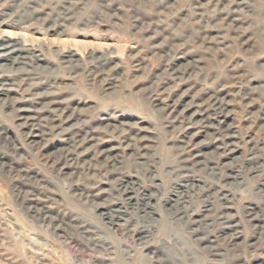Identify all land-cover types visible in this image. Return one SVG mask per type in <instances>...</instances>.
Instances as JSON below:
<instances>
[{
  "label": "rangeland",
  "instance_id": "1",
  "mask_svg": "<svg viewBox=\"0 0 264 264\" xmlns=\"http://www.w3.org/2000/svg\"><path fill=\"white\" fill-rule=\"evenodd\" d=\"M21 1L0 0V89L16 90L0 91V264H264V0H68L101 11L89 24L72 25L52 12L54 0L20 22ZM83 13L73 20L84 21ZM12 34L48 61L30 53V65L5 60L12 48L2 39ZM70 47L79 54L74 62L65 57ZM103 61L112 89L90 70ZM41 78L56 83L48 98L37 97L47 87H33ZM216 94L228 103L221 126L236 136L221 139L230 145L227 153L237 150L225 158L215 149L213 130L190 131L180 122L189 104L204 108ZM23 108L36 112L20 113ZM50 109L60 117L50 127L60 128L31 137L40 133L20 127L21 117L52 118ZM65 128L88 138H79L72 156L62 141ZM183 142L192 147L182 153ZM112 147L120 148L111 153L121 162L107 167L109 152H98ZM192 149L220 167L196 172L200 187L188 192L189 213L175 219L166 198H174L180 178L191 179L176 167ZM255 153L259 159L248 161ZM136 155L146 156L141 165ZM232 167L245 170L240 183L221 179ZM131 181L156 194L152 203L161 212L145 218L129 206L131 214L110 224L96 204L120 202L119 184ZM154 183H161L159 190ZM224 212L235 220L230 230ZM207 221L202 233H193Z\"/></svg>",
  "mask_w": 264,
  "mask_h": 264
},
{
  "label": "bare ground",
  "instance_id": "2",
  "mask_svg": "<svg viewBox=\"0 0 264 264\" xmlns=\"http://www.w3.org/2000/svg\"><path fill=\"white\" fill-rule=\"evenodd\" d=\"M50 1H52V0H22L21 2H19L17 4L18 8L23 10L22 12H25V15L21 17L20 22H23V23L25 22L26 23L27 20L29 21V19H31L33 16H35L42 8H44L43 6H45V4L50 2ZM77 1H79V0H77ZM81 1L82 0H80V2ZM54 3H56L55 7H58V9L54 7V8H52V12L53 13H57V16H61V14H62V20L65 22V24H68V25H72L76 21L78 22V24H85L87 22H88L87 24H89V21L93 20L96 16L100 15V13H101L100 10L90 9L88 7L83 9L82 5L79 6L78 2H76V1H70L69 2L68 0H54ZM83 5L87 6V4H85V3H83ZM83 10L85 11V13H83V16H84L85 20L84 21H80V20H78L76 18V20L74 21L73 18H75V14L80 13V11L84 12ZM3 15L5 16V14H1L0 16H3ZM20 22H19V24H20ZM68 25L65 27L66 29L69 27ZM19 28H22V26L20 25ZM193 33H194L196 39L200 38V34H198V32L193 31ZM7 38L8 39H6V41L4 39H2V42L4 43V45L7 46L6 49H11L12 48V50L7 52L5 55H3V57H4L5 60L11 62L13 65L14 64L15 65H17V64H19V65H30V63H28L26 61L27 59H29V60L31 59V58H29L30 54L31 55L33 54L34 55L33 58H36V60H38L40 62H47L48 61V58L46 57L44 52H41V50L35 49L34 47L28 48L27 45H26V40L23 39L24 37L15 36L14 34H12L11 37L7 36ZM74 51L75 50L72 49V47H70L67 51L65 50V52H64V53L67 54L65 57H67L69 59L68 60L69 62H74L73 58L75 56L79 55L77 53H74ZM33 52H40V56L36 55V53L34 54ZM81 58H82V56H81ZM33 60L34 59H32L31 61H33ZM108 64H109V62L107 63L106 61H103L101 63H97L96 65H94V67L91 68L90 70H91V73H92L93 76H95V75H104L105 78L103 79V81H108L107 86L110 87L108 89H112L111 86L114 85V82H113L114 78H110L109 75L102 69L103 67L107 66ZM22 76L27 77L29 80L36 78L35 74H33L31 72H25V73H23ZM40 81H41L40 83L35 84L33 87H37V86L40 85V86H45L48 89L46 90L47 92H44L43 94H40L37 97L38 98H48V97H50L51 93L48 92V90L54 88L56 83L54 81H52V80L44 81L43 78H41ZM3 90L4 91H16L15 89H4V88L0 89V91H3ZM1 95H4V94H1ZM216 95H212L214 97H212V96L208 97V99H207L208 100V106L206 104V107H204V108L199 109L198 106H193L192 104H189L186 107V110L184 112L185 114H182L180 122H181V124H184V128H185V126H188V128H186V130H190V131H194V130H198V129L199 130H201V129L202 130L203 129L204 130L205 129L213 130L215 132V134H212V135H214L213 136L214 137L213 138V141H214L213 144L214 143H220V145L216 146L215 149L223 150V153H220V154H219V152H217V153L219 155V158H221V157L225 158L226 155H229L231 153L233 154V153L237 152V150L236 149H232L229 153H227V151H229L228 147L230 145H229L228 142L227 143H225V142L221 143V139L223 137H227V139H230V138H234L236 136L233 135V133L231 134L230 129L224 130V128L221 126L229 118V115L226 114V112H225V111H227L228 103L224 102L225 99L224 100L221 99L222 98L221 94H220V97L218 95L217 96ZM207 100H205V101L207 102ZM4 101L7 102L8 101L7 98ZM11 103H12V101H11ZM196 107L198 109L195 110L191 114V116L187 115V113L192 112L193 109L196 108ZM215 107H216V109H215ZM217 107H219V108H217ZM56 111H57L56 109L45 110V112H49V113L52 114V116H53L52 118L43 117V116H39L37 118L31 117V116L23 117V118L21 117L19 119L20 120H25V121H24V123H22L20 125V127L23 126L26 129L32 128L31 131H34V132L36 131V132L40 133V135L33 134V135H31V137H41V135L45 132L44 129L46 127H48L47 130L60 128L59 125L58 126H54V127H50V124H52L54 122L57 123L58 121H60L59 120L60 117H58V114L54 115V113ZM19 112L20 113L36 112V110H32L31 108H23V109H20ZM60 112L61 111H59V113ZM69 119L72 120V116H69L67 121H70ZM222 119H223V121H222ZM47 122H50V123H47ZM62 131L64 133H66V138L68 137L67 139H63L62 141L66 142V144L69 145V147H71V149H69V152H68V154L71 153L70 156L74 155L75 151L79 147L78 146L79 143H80L79 138H81V143H83L86 139H88V138H86V136L82 138L81 133H79L77 131L69 133L71 130L70 129H66V128L63 129ZM198 133H202V132L198 131L195 134H198ZM222 133H225L226 136H223ZM0 135H1V131H0ZM227 139H226V141H227ZM92 140H93V138L90 141H92ZM183 143H186L187 147L182 148L183 149L182 153L184 152V150L186 151V150H188L189 148L192 147L187 142H183ZM204 144L209 145L210 143H204ZM231 145L235 146L236 144L235 145L231 144ZM80 146H82V145H80ZM129 146H130V144L126 148H128ZM197 148L199 150L198 146H197ZM118 149H120V148L119 147H112L111 150H106V151L103 150V151H99L98 152L100 155H103L101 153H104V152H109L110 153V154L108 153V155H104L105 156L104 157L105 158V160H104L105 163L104 162L103 163L105 164V166L108 167V166H110V164H112V167H116L118 165L120 160L115 158L116 156H114L111 153V151L114 152V151H117ZM193 149L190 150V155H188L187 158L185 160H183L182 163H184V165L176 167L177 168L176 172L183 171V170H186L187 172H189L184 177L191 178V179L180 178L179 179L180 183L176 184L177 186H180V187H178V189L177 188H172L171 189L172 192H170V195L174 196V198H172V197H169V198L167 197L166 198L167 199V204H169L171 206L170 209H167V210H169V211L174 210L172 212V215L173 216L176 215L175 219L189 213L188 210H189L190 206L185 205L186 203H188L187 200L190 198V196L188 195V192L191 190V192L193 193V192H195V189L193 190L194 187H200V186L195 184V182H199L200 180L194 179V177H196L195 175L198 173L197 171H203V170H206L208 168V169L212 170V172H214L216 169H219V167H220L219 165H218L219 167L218 166H216V167L213 166V163L216 164V162H213V163L212 162H208V159L206 158V155H208L207 153L202 154L203 153L202 151H197L196 153H194ZM98 150H96V151H98ZM97 155L98 154H95V157ZM253 155H254L253 158L252 159H248V161H253V160L257 161L259 159V156L256 153L253 154ZM134 157H135V164L141 165L142 163H140L138 160L139 159H145L146 156L145 155H141L140 158H137V155H136ZM199 158H201V159H199ZM188 164H190L191 166L189 165V167H188ZM65 166H67V164H65ZM70 166H67V167H70ZM197 166H199L200 169L195 168V169H198V170L194 171L195 170L194 167H197ZM202 166H205V167H202ZM224 166L225 165H223V167ZM176 168H173V170H175ZM86 169H88V168H86ZM223 169L225 170V168H223ZM256 169H259V168H256ZM227 170L230 171L231 173L230 174H227V173L224 174V172L220 173L221 179L223 181H226L228 179H232V180L236 181V183H238L240 180H243L244 177H245L244 176V172H245L244 169H238L237 167H235V168L232 167V168H228ZM249 172L258 173V170L251 169V170H249ZM191 173H193V174L191 175ZM154 179H156V178H154ZM121 180H123V179H121ZM156 180L160 181L159 179H156ZM160 182H162V181H160ZM189 182H191V183H189ZM226 184L230 185V183H226ZM153 187L154 188L158 187L157 190H159V188L161 187V183H159V184L154 183ZM181 188H185V189L180 191ZM116 189L117 188L115 187V190ZM202 189L203 188H197V191L200 192V191H202ZM117 190H120L122 195H124V196H121L123 199L120 202L116 201V200H119V199H116V198L113 199L112 198L111 200L109 199L110 201L108 200V202H110L109 205L108 204H104V202L96 204L97 209L103 208V209L106 210L107 213H101V215L105 218V220L107 219L110 224L114 225V223L116 221V218L123 220V213L131 214L130 212L125 210L129 206H131L130 208H131V210H133L132 211L133 214L134 213L135 214L141 213V214L146 215L145 218H155L154 216L158 215V211L161 212L160 209L156 208V204L154 205L152 203V201H154L155 198H156V194L151 193V192L145 193L146 190L143 191L141 186H140V184H139V188H138V183H136V182H132L131 181V182H127L125 184L120 183ZM177 190H179V191H177ZM260 192L263 193L262 195H264V190H260ZM111 196H112V194H111ZM221 196L223 198L222 200L227 201V197L228 196L226 197L225 194L221 195ZM171 202H173L174 205H172ZM220 205L223 207V209H232L229 206L224 205V203L220 204ZM180 206H182V207L180 208ZM209 206H210V200H209V203H206L204 205V207H209ZM119 214L121 215L122 218L119 217ZM223 214L224 215H222L221 218H222V221H223L222 223L224 225H226V227L224 229H228V230L232 229V226L235 223L234 218L232 217L231 213L224 212ZM179 219H181V218H179ZM199 223H200V221H199ZM210 225H211L210 221H207V222H204L201 225H198L197 227H195L193 229L191 228V229H192V231L194 230L193 233H202V230L204 228L210 226ZM231 236L235 237L234 239L238 238L237 235H235V234L231 235ZM213 242H214V240H211V243H213ZM206 248H209V247H206ZM218 254L216 253V254H213V255L217 256Z\"/></svg>",
  "mask_w": 264,
  "mask_h": 264
}]
</instances>
